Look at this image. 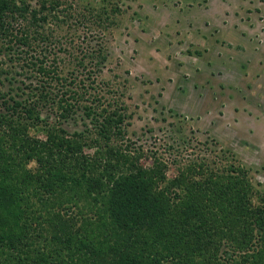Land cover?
Returning <instances> with one entry per match:
<instances>
[{
	"label": "trees",
	"instance_id": "trees-1",
	"mask_svg": "<svg viewBox=\"0 0 264 264\" xmlns=\"http://www.w3.org/2000/svg\"><path fill=\"white\" fill-rule=\"evenodd\" d=\"M40 1L31 8L28 0H0V44L9 54L14 45L27 48L21 53L31 61L27 66L37 67L42 85L65 83L55 76L60 58L50 61L45 52L54 44L58 53L70 55L50 25L76 26L70 22L72 7ZM78 14V26L89 31L91 24L114 22L104 7ZM78 50L85 55L72 56L79 66L86 57L99 65L106 59L103 49L87 56L82 45ZM8 75L0 67V78L9 80ZM77 80L57 102L59 123L80 107L86 79ZM28 88L25 99L26 93L17 98L13 90L0 95V264H103L107 258L109 264H264V195L255 190L248 169L233 163L215 171L204 162L169 178L157 156L145 167L143 150L110 146L112 137L123 140L128 132L119 109L100 125L106 145L87 152V132L51 125L39 112L51 94ZM86 112L94 115L90 107ZM181 162L173 161L178 167ZM157 252L158 259L152 257Z\"/></svg>",
	"mask_w": 264,
	"mask_h": 264
},
{
	"label": "rangeland",
	"instance_id": "rangeland-1",
	"mask_svg": "<svg viewBox=\"0 0 264 264\" xmlns=\"http://www.w3.org/2000/svg\"><path fill=\"white\" fill-rule=\"evenodd\" d=\"M61 1L65 8L71 5L70 22L76 26L50 29L71 52L58 53L52 44L45 54L50 61L60 58L55 76L67 82L42 85L37 67L27 66L31 61L21 53L27 48L14 45L9 54L0 44L6 49L0 67L9 70V80L0 78V95L13 90L17 98L26 93L25 99L28 87L45 88L39 95L50 93V100L42 101L39 112L68 133L87 132L86 151L91 153L106 145L100 125L119 109L128 132L123 140L112 137L110 146L131 144L143 150V166L152 167L157 156L174 178L193 164L205 162L216 171L235 163L250 171L255 190L264 195V0ZM28 3L31 8L41 5L40 0ZM85 7H104L113 24H91L90 31L78 26L79 10ZM80 45L86 56L103 49V64L86 57L79 66L73 57L85 56ZM74 77L77 83L86 79V89H79L82 101L73 102L80 106L76 114L60 124L57 102L63 91L74 88ZM87 107L93 109L92 117H87ZM175 158L182 160L181 167L174 165ZM109 263L107 258L103 264Z\"/></svg>",
	"mask_w": 264,
	"mask_h": 264
}]
</instances>
